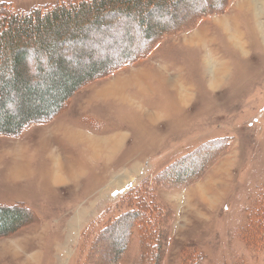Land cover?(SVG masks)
I'll return each mask as SVG.
<instances>
[{"label": "rangeland", "instance_id": "374dc122", "mask_svg": "<svg viewBox=\"0 0 264 264\" xmlns=\"http://www.w3.org/2000/svg\"><path fill=\"white\" fill-rule=\"evenodd\" d=\"M86 20L53 31V52L20 38L14 83L0 51V129L23 125L0 132V204L22 218L0 234V264H264V0H153ZM65 71L77 87L60 106ZM111 135L108 152L97 138ZM62 166L78 173L54 185ZM138 200L154 210L147 253Z\"/></svg>", "mask_w": 264, "mask_h": 264}, {"label": "trees", "instance_id": "16d2710c", "mask_svg": "<svg viewBox=\"0 0 264 264\" xmlns=\"http://www.w3.org/2000/svg\"><path fill=\"white\" fill-rule=\"evenodd\" d=\"M150 2H153V0H69L66 2L60 1L53 5L40 6L39 8L36 7L29 12H17L12 10V8L7 5L0 7V51H2L3 54L7 52L6 54L8 61L6 63L9 64L6 66H8L14 74L10 82H16V80H18V78L21 76V74H19V68L23 60L21 56L22 52H20L18 49L20 38H24L26 40L33 38L35 44L44 47L47 46L50 52H53L55 47L54 42L56 41L57 34L53 31H62V28H64V25H66L64 24L66 20H72V23L74 24L72 27L74 30L76 28L80 29L81 27L83 28V26L88 21L86 20V16L90 13L98 14L103 9H109L113 7L114 9L119 10L125 9V11L129 12L134 6H137L138 4L142 3V5H144ZM81 19H83L85 23H78L77 25L76 22L80 21ZM48 40H50V43L46 44L45 42ZM11 54H13L14 57H11ZM2 68L4 69V67ZM17 72L18 74H16ZM65 73L66 74L64 75L66 76H62V78L66 82H62L63 87L61 89V93L58 96V99H60L58 103L59 105L61 103H65V101L72 94L73 90H75V87H77V85L72 81V75L70 76L67 71H65ZM49 93L50 90L48 92H44L43 94L50 96ZM56 106L57 104H55L52 110L59 109ZM51 112L48 113L47 116H44L43 114V116L41 115L35 117V119L31 121L44 123V121L49 120L53 114H56L55 112L51 114ZM12 124L13 125H10V121L8 120L6 127L0 129V132L14 134V132H16L18 129H22L23 125L18 126L19 123L15 122H12ZM138 204L140 206L135 207L132 212L137 213L144 209L143 221L139 222L137 225H139L144 231V234L142 235V239L145 241L143 248L144 253H147L151 247V244L150 241L147 240V236H145V234L154 237L155 233L154 222L150 217V214L148 215L147 213H153L154 210L147 207L146 201L138 200ZM16 206L17 204L11 206L0 204V234L12 232L21 225L22 218L20 217L19 213L15 212ZM145 206L147 208H145Z\"/></svg>", "mask_w": 264, "mask_h": 264}, {"label": "bare ground", "instance_id": "6f19581e", "mask_svg": "<svg viewBox=\"0 0 264 264\" xmlns=\"http://www.w3.org/2000/svg\"><path fill=\"white\" fill-rule=\"evenodd\" d=\"M219 72V71H218ZM217 72V73H218ZM215 78L216 77H214V80H215ZM219 79V78H218ZM118 138H120V136H118ZM115 140H118V139H115ZM114 140V138H110V140H107L106 142H104V140H103V142L102 141H100V144H102V145H105V146H107V148L106 149H108V150H111L112 148H111V145L112 144H114L115 146L118 144V141H115ZM108 141H110V144L108 143ZM94 145H97V143L96 144H94ZM98 145H99V142H98ZM94 147H96V146H94ZM104 148V147H103ZM115 149V148H114ZM106 151V150H105ZM68 167V170H66L67 171V173H61L60 171H64L65 169H64V167L62 166V168L60 169H55L54 170V172H53V175H52V182L53 183H55V184H58V185H61V184H63V183H65V182H67V180L68 179H71V178H73L74 176H75V174L76 173H78V170L76 169V167L75 166H67ZM120 185H122V184H124V181H122L121 183H119Z\"/></svg>", "mask_w": 264, "mask_h": 264}, {"label": "crops", "instance_id": "0c3cea01", "mask_svg": "<svg viewBox=\"0 0 264 264\" xmlns=\"http://www.w3.org/2000/svg\"><path fill=\"white\" fill-rule=\"evenodd\" d=\"M112 100H114V98H112L111 99V101ZM100 124H102L101 122H99V124H97V125H99L100 126ZM102 127V126H101ZM66 130H68V134L66 133V135L67 136H69L70 138H71V136H72V134H70V132H69V129H65V131ZM77 131H79V130H77ZM67 132V131H66ZM117 134V133H116ZM120 135V134H119ZM119 135H111L110 136V138H114V137H117V136H119ZM121 135H123V134H121ZM110 138L109 137H104V138H97V139H100L102 142H103V140H104V142H106L107 140H110ZM110 150H108V152H109ZM103 154V153H102ZM112 154L113 153H111V154H109V155H107V156H105V157H109V156H112ZM76 168H78V167H76ZM50 176H52V172H50V174H49V176H48V179H50ZM49 184H50V181H49ZM54 185H56L55 183H54Z\"/></svg>", "mask_w": 264, "mask_h": 264}]
</instances>
